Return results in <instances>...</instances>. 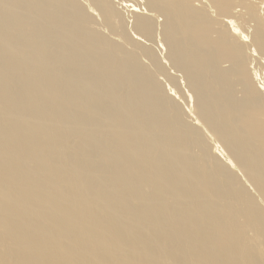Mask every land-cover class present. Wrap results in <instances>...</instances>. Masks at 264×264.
Masks as SVG:
<instances>
[{
	"label": "bare ground",
	"instance_id": "6f19581e",
	"mask_svg": "<svg viewBox=\"0 0 264 264\" xmlns=\"http://www.w3.org/2000/svg\"><path fill=\"white\" fill-rule=\"evenodd\" d=\"M119 1L0 0V264H264V0Z\"/></svg>",
	"mask_w": 264,
	"mask_h": 264
},
{
	"label": "rangeland",
	"instance_id": "374dc122",
	"mask_svg": "<svg viewBox=\"0 0 264 264\" xmlns=\"http://www.w3.org/2000/svg\"><path fill=\"white\" fill-rule=\"evenodd\" d=\"M149 1H154V0H148L147 2H149ZM155 1H158L159 3L160 2L163 3V7H165V9H169V8H185L186 7V3L188 1H190L191 3L193 2V0H173L172 2H170L169 0H155ZM205 1H206V3H209L210 6H213L214 8H216L217 10L225 8V10L228 11V12H230L231 8H243V7L247 8V3L250 2V1H247V0H205ZM119 2H120L119 0H117L115 2H113V0H104V2H101V4H104V6H105V3H107V4L111 5V6H113L117 10V12L121 15V17L125 19V22L127 24V27L128 26L130 27V28L128 27V30H130L132 32L133 30H131V29H132L133 21L134 20H133V18L130 17L129 13L125 10V8H123L122 6H120V3ZM124 4L130 5L133 8H136L137 5H140V6L142 5V3L141 4L140 3H137L136 0H125V3ZM193 4H194V7L195 8H202L199 4L197 5V2L195 3V1H194ZM198 6H200V7H198ZM144 8H146V6H144ZM208 8H210V7H208ZM142 15L143 16H147L146 13L145 14L143 13ZM259 18H258L259 27L260 26H264V22L261 23L259 21ZM209 19L211 21L215 22V24H216L215 26H216V29H217V33L213 34V39L216 40V41H220L221 42L222 40L225 39L223 37V32L225 30L224 26L219 23V21H218V19L216 17L209 16ZM95 21L98 24H101L102 23V19L100 17H95ZM236 22H237V29L239 31L248 32V30H246L245 27H244V23H243L242 19L236 20ZM107 32L108 31H106L105 33H107ZM131 32H130V34H131ZM226 39H227V42H236L241 47L240 50H238V51H231V53H230L231 60L235 62V64L238 66V68H248L249 69L250 57L248 55V48H249V46L251 44L244 43V42L238 40L237 38L233 37L232 35H230ZM145 41L146 42L143 43V44H145V47H148V46L150 47V45L147 44L148 41L147 40H145ZM148 43H150V42H148ZM151 49H153L152 51L156 55V57L158 55L161 56L160 57L161 59H160L159 62L161 63L162 67L165 68V74L166 73H170L168 64L165 65L164 60L162 59L163 53H164V56L163 57H166L165 56L166 50L163 51L164 49L163 50L160 49V48H157L156 49L154 47H151ZM161 52H162V54H161ZM157 58L159 59V57H157ZM165 62H166V60H165ZM253 74L254 75L251 76V79H253V81L258 86L262 85V83L264 84V75H261L262 77H258L257 78L256 71ZM170 75L173 76V74H171V73H170ZM259 78H260V80H259ZM160 79H161L160 80L161 83L166 84L167 78L165 76H161ZM178 79H179V77L176 76L175 79H174L175 80V83L174 84H179V90H180V88H182L183 90H185V87L182 86L179 83ZM261 79H263V81H261ZM263 88H264V86H263ZM261 91H262L263 98H264V89L261 90ZM237 96H238L239 99L242 98V94H238ZM254 112L255 113L259 112V109L254 110ZM256 123L258 124V128L261 129V130H263V132H264V119L257 118L256 119ZM212 142L213 141L209 139V143H212ZM220 146H221V151L220 152L221 153H224V154H221L222 155V158L223 159H225V158L227 159V157H226V155L228 154L227 151L222 147L221 144H220ZM219 158H220V155H219Z\"/></svg>",
	"mask_w": 264,
	"mask_h": 264
}]
</instances>
